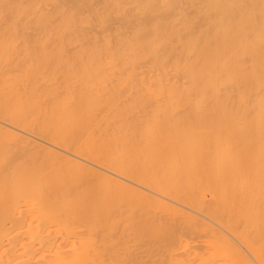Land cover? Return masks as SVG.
I'll return each mask as SVG.
<instances>
[{
  "label": "bare ground",
  "instance_id": "obj_1",
  "mask_svg": "<svg viewBox=\"0 0 264 264\" xmlns=\"http://www.w3.org/2000/svg\"><path fill=\"white\" fill-rule=\"evenodd\" d=\"M0 264H264V0H0Z\"/></svg>",
  "mask_w": 264,
  "mask_h": 264
}]
</instances>
